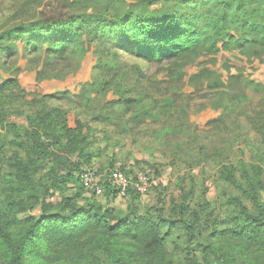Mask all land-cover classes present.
Returning <instances> with one entry per match:
<instances>
[{"label":"trees","instance_id":"obj_1","mask_svg":"<svg viewBox=\"0 0 264 264\" xmlns=\"http://www.w3.org/2000/svg\"><path fill=\"white\" fill-rule=\"evenodd\" d=\"M14 10L0 27V91L21 92L16 79L2 77L17 55L44 56L40 79L89 52L92 80L75 98L91 122L105 126L139 127L162 115L141 95L131 97L121 54L161 63L223 51L264 63V0H22ZM220 82L212 88H224ZM246 87L263 89L252 80ZM109 93L112 99L93 111L94 100ZM73 123L58 108L40 110L21 132L0 111V264H264L260 165L236 161L217 170L233 191L221 201L220 219L191 212L184 193L167 214L163 208L122 213L111 207L118 197L108 183L100 203L80 179L86 170L115 169L103 167L106 132L80 117ZM119 170L135 181L136 172ZM139 171L159 175L155 165ZM139 197L130 186L125 199Z\"/></svg>","mask_w":264,"mask_h":264},{"label":"rangeland","instance_id":"obj_2","mask_svg":"<svg viewBox=\"0 0 264 264\" xmlns=\"http://www.w3.org/2000/svg\"><path fill=\"white\" fill-rule=\"evenodd\" d=\"M21 2L0 3V27ZM199 8L192 5L191 10ZM121 58L125 60V84L131 97L141 95L154 112L162 114L158 122L139 127L91 122L87 107L75 98L80 85L89 83L93 76L95 59L84 52L81 60L68 57L40 79L38 73L45 61L42 54L13 57L2 77L16 79L21 92L0 91V111L6 116V124L24 132L29 118L52 108L66 114L70 127L77 117L85 119L94 131L106 132L104 168L112 163L114 168L122 166L137 173L155 165L159 171L156 177L150 174L152 189L138 201L116 198L111 203L116 211L144 213L163 208L167 214L171 200L180 203L184 193L188 194L191 212L220 219L221 201L233 192L217 179L220 166L244 161L264 169V63L223 51L214 56L205 53L193 61L147 62L129 54H121ZM214 80L221 81L224 88H212ZM250 80L259 85L257 90L263 89L250 91L246 87ZM110 99V93L99 96L90 107L96 112ZM1 133L9 141L10 136ZM92 166L100 167L97 162ZM96 199L104 203L102 197Z\"/></svg>","mask_w":264,"mask_h":264},{"label":"built area","instance_id":"obj_3","mask_svg":"<svg viewBox=\"0 0 264 264\" xmlns=\"http://www.w3.org/2000/svg\"><path fill=\"white\" fill-rule=\"evenodd\" d=\"M134 177L135 181L132 182L118 168H115L103 174H96L94 171L86 170L81 174L80 179L83 186L93 191L96 197H102L104 181L114 189L118 199H125L130 186L138 195L145 196L153 184L150 180L149 172H137Z\"/></svg>","mask_w":264,"mask_h":264}]
</instances>
